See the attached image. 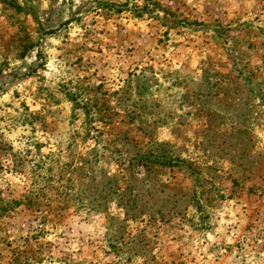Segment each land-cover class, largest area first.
<instances>
[{
    "label": "rangeland",
    "instance_id": "374dc122",
    "mask_svg": "<svg viewBox=\"0 0 264 264\" xmlns=\"http://www.w3.org/2000/svg\"><path fill=\"white\" fill-rule=\"evenodd\" d=\"M0 264H264V0H0Z\"/></svg>",
    "mask_w": 264,
    "mask_h": 264
},
{
    "label": "trees",
    "instance_id": "16d2710c",
    "mask_svg": "<svg viewBox=\"0 0 264 264\" xmlns=\"http://www.w3.org/2000/svg\"><path fill=\"white\" fill-rule=\"evenodd\" d=\"M151 155V154H150ZM144 159H147V156H145L144 157ZM154 160H153V162H155V163H157V164H159V165H166V164H168V165H171L172 164V162H168L167 160H166V158H164V157H157V156H155L154 158H153ZM167 161V162H166ZM145 165V164H144Z\"/></svg>",
    "mask_w": 264,
    "mask_h": 264
}]
</instances>
